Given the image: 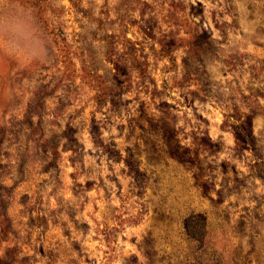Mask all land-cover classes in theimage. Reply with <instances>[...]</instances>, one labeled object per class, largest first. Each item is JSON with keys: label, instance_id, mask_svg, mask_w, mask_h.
Returning a JSON list of instances; mask_svg holds the SVG:
<instances>
[{"label": "rangeland", "instance_id": "1", "mask_svg": "<svg viewBox=\"0 0 264 264\" xmlns=\"http://www.w3.org/2000/svg\"><path fill=\"white\" fill-rule=\"evenodd\" d=\"M0 264H264V0H0Z\"/></svg>", "mask_w": 264, "mask_h": 264}]
</instances>
